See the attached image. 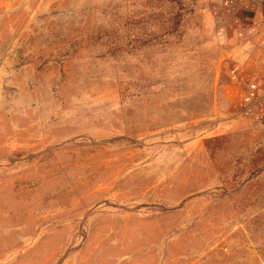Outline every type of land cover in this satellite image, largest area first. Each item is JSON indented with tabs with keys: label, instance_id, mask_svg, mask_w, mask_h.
I'll return each instance as SVG.
<instances>
[{
	"label": "rangeland",
	"instance_id": "obj_1",
	"mask_svg": "<svg viewBox=\"0 0 264 264\" xmlns=\"http://www.w3.org/2000/svg\"><path fill=\"white\" fill-rule=\"evenodd\" d=\"M214 2L0 0V264H264Z\"/></svg>",
	"mask_w": 264,
	"mask_h": 264
},
{
	"label": "crops",
	"instance_id": "obj_2",
	"mask_svg": "<svg viewBox=\"0 0 264 264\" xmlns=\"http://www.w3.org/2000/svg\"><path fill=\"white\" fill-rule=\"evenodd\" d=\"M234 106L264 117V0H214Z\"/></svg>",
	"mask_w": 264,
	"mask_h": 264
}]
</instances>
